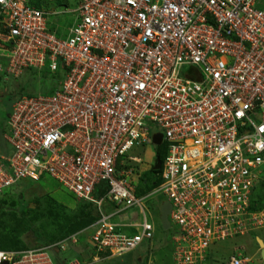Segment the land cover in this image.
<instances>
[{
	"label": "built area",
	"instance_id": "built-area-1",
	"mask_svg": "<svg viewBox=\"0 0 264 264\" xmlns=\"http://www.w3.org/2000/svg\"><path fill=\"white\" fill-rule=\"evenodd\" d=\"M62 11L73 20L56 35L55 10L0 0V75L55 81L10 104L0 198L48 178L97 217L39 247L0 249V264H56L86 230L95 254L131 252L154 233L143 214L153 195L170 205V264H208L215 243L263 230L264 0H66ZM156 133L157 182L138 192L130 151ZM132 208L140 218L116 220Z\"/></svg>",
	"mask_w": 264,
	"mask_h": 264
},
{
	"label": "rangeland",
	"instance_id": "rangeland-1",
	"mask_svg": "<svg viewBox=\"0 0 264 264\" xmlns=\"http://www.w3.org/2000/svg\"><path fill=\"white\" fill-rule=\"evenodd\" d=\"M41 6L56 11L48 18L49 28L53 29L56 35L65 31L71 24L73 14L62 11L63 2L45 0ZM54 84L55 81L48 78L46 72L43 75V72L24 70L16 77L0 75V151L3 148L2 133L7 130L5 111L9 109L11 102L20 95L42 93ZM156 130V126L151 127V131ZM157 150L158 146L148 142L130 151V154L142 160L139 166H135L136 170H133L130 177L134 179L135 176L133 180L135 186L142 191L151 186L152 177L147 172L152 167ZM143 178L146 179L145 186L141 184ZM256 192L257 201L264 200V184L261 185L260 191ZM33 199L39 200L38 208L34 206ZM159 199L160 195H153L144 201L143 214L154 226V233L148 243H142L135 250L120 256L107 257L105 254H95L88 250L89 231L86 230L81 231L82 235L66 251L56 254L57 258L62 259V256L67 259L76 258L85 264H170V229H161L158 216ZM0 202V231L9 239L15 237L20 242L19 246L26 248L35 247L27 238L31 231L22 218L27 219L30 226L38 232L42 240L40 238L37 240L41 243V241L63 238L80 230L76 229L65 234V230L61 231V228L74 216L83 214V209L87 206L85 201L71 198L55 181L48 178H42L37 182L22 179L2 195ZM136 217L140 218L141 214L137 209L132 208L120 213L116 220L132 221ZM129 231L133 232V229ZM256 237L263 242L264 247V229L215 243L208 251V264H226L228 255L232 254H240L245 258L244 264H262Z\"/></svg>",
	"mask_w": 264,
	"mask_h": 264
},
{
	"label": "trees",
	"instance_id": "trees-1",
	"mask_svg": "<svg viewBox=\"0 0 264 264\" xmlns=\"http://www.w3.org/2000/svg\"><path fill=\"white\" fill-rule=\"evenodd\" d=\"M56 1L63 2V4L66 3V0H56ZM44 2H45V0H28V3L31 6L36 7V8H41L42 7L41 5L44 4ZM31 71L33 72V70H31ZM43 75H45V73H43ZM9 109H10V106H9ZM9 109L7 111H5V117L9 113ZM161 148L163 149L162 145H159L158 150L155 153L154 160L156 158L159 159V161L162 160L163 150H161ZM158 172H159V170H153L152 168H150L149 171L147 172L152 177L151 183L157 182V179L155 178V176L158 174ZM136 191L142 192V190L140 188H136ZM100 193H101L100 189L97 192L95 191V196H99ZM0 201H1V198H0ZM32 201H33L34 206L36 208H38L39 204H40L39 200L33 199ZM86 203H87V206L83 209V214L74 216V218L71 221H69L66 225H64L61 228V231L65 230V234H66V232L74 231L76 229H81V227L83 228V226L90 224L92 221L95 220V218L97 217V212H96L95 206L89 202H86ZM260 203H261L260 201H257L256 205H259ZM0 204H1V202H0ZM22 219L29 225V228L31 231V233H30L31 236L28 234L27 238L30 240V242H32L33 247H38V245H41L43 243H44L43 245H45L47 243L58 240L56 238V239H51L49 241H41V243H38L39 241L37 239L40 238L38 232L34 228H32V226H30L27 219H25V218H22ZM19 243L20 242L15 237H12L9 239V238H7L6 235H3L2 232L0 231V249H6V248L7 249H26V247H24V246H19ZM56 254L57 253L53 254L54 261L56 262V264H61V260H60V258L59 259L57 258Z\"/></svg>",
	"mask_w": 264,
	"mask_h": 264
},
{
	"label": "water",
	"instance_id": "water-1",
	"mask_svg": "<svg viewBox=\"0 0 264 264\" xmlns=\"http://www.w3.org/2000/svg\"><path fill=\"white\" fill-rule=\"evenodd\" d=\"M160 138H161L160 133L153 134L151 136V142L157 146L160 143ZM159 165H160V161H159V159L156 158L154 161V164L152 166V169L157 170L159 168ZM169 209H170V205L166 200L160 202V204L158 206V214H159L158 216H159V222H160V226H161L162 230H167L169 228V222L167 219V214L169 212ZM256 242H257L258 248L260 250L259 255H260V258L262 260V264H264L263 242L258 237H256Z\"/></svg>",
	"mask_w": 264,
	"mask_h": 264
},
{
	"label": "clouds",
	"instance_id": "clouds-1",
	"mask_svg": "<svg viewBox=\"0 0 264 264\" xmlns=\"http://www.w3.org/2000/svg\"><path fill=\"white\" fill-rule=\"evenodd\" d=\"M31 71V70H30ZM34 72V71H33ZM155 161V160H154ZM259 249V248H258Z\"/></svg>",
	"mask_w": 264,
	"mask_h": 264
}]
</instances>
